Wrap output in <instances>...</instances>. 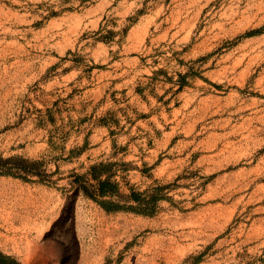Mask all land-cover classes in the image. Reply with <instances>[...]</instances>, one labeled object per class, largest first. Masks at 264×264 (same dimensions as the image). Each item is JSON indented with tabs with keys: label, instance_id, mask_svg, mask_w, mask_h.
Segmentation results:
<instances>
[{
	"label": "rangeland",
	"instance_id": "rangeland-1",
	"mask_svg": "<svg viewBox=\"0 0 264 264\" xmlns=\"http://www.w3.org/2000/svg\"><path fill=\"white\" fill-rule=\"evenodd\" d=\"M0 155L21 264H264V0H0Z\"/></svg>",
	"mask_w": 264,
	"mask_h": 264
},
{
	"label": "trees",
	"instance_id": "trees-1",
	"mask_svg": "<svg viewBox=\"0 0 264 264\" xmlns=\"http://www.w3.org/2000/svg\"><path fill=\"white\" fill-rule=\"evenodd\" d=\"M18 160L23 161L24 163L30 164V166L34 167L38 163L36 161H28L27 159L19 158V157H2L0 155V175H7V176H19L20 173H24L25 176H22L24 179H28V176L30 175H40L38 172H35L36 170H32V167H25L22 166L20 163H18ZM96 167H92V179L96 181L95 185H91L93 190H90L88 187L90 184L87 180L84 179L83 176H77L75 178V183L77 186L73 188V195H72V203L70 204L69 210V220L74 221L75 218V203L77 200V196L83 192L87 197L94 200L95 202L99 203L102 207H104L107 211H114V210H122L123 207H121L119 204H114V206L109 207L106 206L104 201H100L99 198H104L107 196H115L119 192V186L116 182L111 181V177H107L105 179H102V175L96 174ZM95 171V173H94ZM19 173V174H18ZM131 198L134 201H141V195L137 193H132ZM67 208V206H65ZM151 213V212H148ZM0 264H21L18 262L15 258L4 254L0 250Z\"/></svg>",
	"mask_w": 264,
	"mask_h": 264
}]
</instances>
